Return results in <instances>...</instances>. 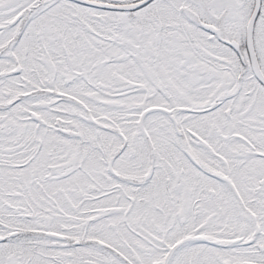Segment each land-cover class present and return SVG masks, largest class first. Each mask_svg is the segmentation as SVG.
Masks as SVG:
<instances>
[{
	"label": "snow or ice",
	"instance_id": "snow-or-ice-1",
	"mask_svg": "<svg viewBox=\"0 0 264 264\" xmlns=\"http://www.w3.org/2000/svg\"><path fill=\"white\" fill-rule=\"evenodd\" d=\"M0 264H264V0H0Z\"/></svg>",
	"mask_w": 264,
	"mask_h": 264
}]
</instances>
